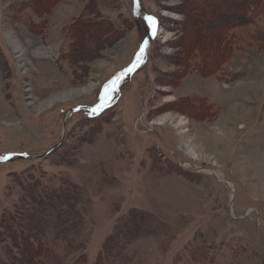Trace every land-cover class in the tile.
Wrapping results in <instances>:
<instances>
[{
    "label": "rangeland",
    "instance_id": "rangeland-1",
    "mask_svg": "<svg viewBox=\"0 0 264 264\" xmlns=\"http://www.w3.org/2000/svg\"><path fill=\"white\" fill-rule=\"evenodd\" d=\"M190 3L0 0L1 258L264 264V9L227 26Z\"/></svg>",
    "mask_w": 264,
    "mask_h": 264
},
{
    "label": "trees",
    "instance_id": "trees-1",
    "mask_svg": "<svg viewBox=\"0 0 264 264\" xmlns=\"http://www.w3.org/2000/svg\"><path fill=\"white\" fill-rule=\"evenodd\" d=\"M35 1H37V0H35ZM189 1L191 2L189 4V9H191L190 10L191 13L195 12V14L191 16L192 20H196L200 11H204V10H206V11L208 10L210 16L213 13V15L215 17L218 16V14L220 12H225V17L229 19L227 22L224 23V24H227V26L237 25V24H241V23L247 24L250 22L249 20H251V17H253V21H252V23H253L255 21V16L261 14L263 12V9H264V0H189ZM188 19L191 21V27H192V25L194 23L192 22L190 17ZM101 26H103V24H101ZM227 26L222 25V26H220V28L218 30L214 29L212 34L214 35V32H217V31H219V33H220L222 31V29H224ZM189 29H190V27L187 28L188 33H190ZM219 33L217 32V34H219ZM224 33H225V31H224ZM215 35H216V33H215ZM222 40H223L224 46L229 42V39H226V37H224V35H223ZM194 46H195L194 44L191 45V47L189 48V52L190 51L192 52L194 50V49H192ZM205 48H206V46H205ZM223 53H224V51H223ZM203 55L206 56L204 53H203ZM222 55L218 56L217 61H222ZM191 100H192L191 103H193V104H200L201 103V102L200 103L197 102L194 99L185 100V102H190ZM201 101H202V103L205 102V103H203V106L205 104L206 107L211 108L208 101H205L203 99ZM175 103H176L175 101L172 102V104H175ZM202 103L200 105H202ZM177 104H178V100H177ZM107 109L109 110L110 108H107ZM106 110L104 112H102V114H100L99 116L101 117L103 114H105L108 111V110L107 111ZM208 113H209V115H211L212 113L214 114L215 112H213L212 110L211 111L209 110ZM99 116L93 117V118L98 119ZM17 215H18V217H21L20 212H18ZM7 216L8 215L3 216L1 228H3V229L5 228L8 231H10L11 233L16 234V229L13 226V223L15 222L16 218L9 216L10 223H11V224H9L8 220H7ZM41 248H42V244L38 243L35 248L33 247L34 253L39 254L38 252L41 250ZM30 263L31 264H37L34 261H31ZM0 264H23V263L18 262L15 258L10 256L9 258L8 257L7 258H1L0 257Z\"/></svg>",
    "mask_w": 264,
    "mask_h": 264
},
{
    "label": "water",
    "instance_id": "water-1",
    "mask_svg": "<svg viewBox=\"0 0 264 264\" xmlns=\"http://www.w3.org/2000/svg\"><path fill=\"white\" fill-rule=\"evenodd\" d=\"M138 5H136V8H137ZM143 18H147L146 16H144ZM154 32L157 31V27L153 30ZM146 48H147V41H145L143 43V46H142V52L141 54L138 56V58L136 59V61L126 70L122 71L116 78L115 80L113 81L112 85H111V89H110V93H109V96H108V104L104 105L101 109H99L96 114H99L101 111H103L104 109H106L107 107H109L110 103L112 102L111 100V97L113 95V91H114V87L116 86V84L119 83V81L121 79H123L126 75L132 73L137 67L138 65L141 63V61L143 60V58L145 57V53H146ZM62 143V140L57 144L55 145L52 149H55L57 148L59 145H61ZM50 149L49 151H47V154L52 150ZM23 154V153H22ZM10 157V156H9ZM5 158H8L5 157ZM5 158H1L0 161H3Z\"/></svg>",
    "mask_w": 264,
    "mask_h": 264
},
{
    "label": "bare ground",
    "instance_id": "bare-ground-1",
    "mask_svg": "<svg viewBox=\"0 0 264 264\" xmlns=\"http://www.w3.org/2000/svg\"><path fill=\"white\" fill-rule=\"evenodd\" d=\"M139 13V12H138ZM150 22H153V24L155 23L154 22V19H150ZM217 33V32H216ZM153 37V34H151V37H150V40L151 38ZM12 41V40H11ZM14 43V41H12ZM11 42V43H12ZM15 44V43H14ZM15 47H18L16 48L17 51H19V46L18 45H15ZM172 123V124H175V125H178V126H182L184 124V120L181 118V119H177L175 116L173 115H163V116H160L158 117L157 119L154 120L153 124H158V125H164L165 123ZM185 130V129H183ZM187 131V129L185 130ZM184 148L187 150V152H190L197 158H200L198 155L197 152H195V150L191 149L192 147H190V141H186L184 143ZM209 157V156H208ZM211 158V156H210ZM217 176L219 177L220 176V173L217 174ZM225 180V179H224ZM226 181V180H225ZM229 185V187L233 188V185L232 183H227Z\"/></svg>",
    "mask_w": 264,
    "mask_h": 264
},
{
    "label": "snow or ice",
    "instance_id": "snow-or-ice-1",
    "mask_svg": "<svg viewBox=\"0 0 264 264\" xmlns=\"http://www.w3.org/2000/svg\"><path fill=\"white\" fill-rule=\"evenodd\" d=\"M149 19H151V18H149ZM6 159V158H5Z\"/></svg>",
    "mask_w": 264,
    "mask_h": 264
}]
</instances>
